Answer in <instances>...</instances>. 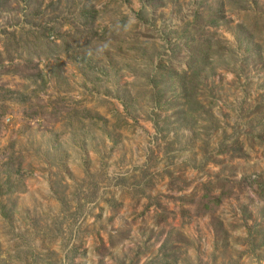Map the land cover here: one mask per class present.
Wrapping results in <instances>:
<instances>
[{"label":"rangeland","instance_id":"374dc122","mask_svg":"<svg viewBox=\"0 0 264 264\" xmlns=\"http://www.w3.org/2000/svg\"><path fill=\"white\" fill-rule=\"evenodd\" d=\"M260 184L264 0H0V264H264Z\"/></svg>","mask_w":264,"mask_h":264},{"label":"trees","instance_id":"16d2710c","mask_svg":"<svg viewBox=\"0 0 264 264\" xmlns=\"http://www.w3.org/2000/svg\"><path fill=\"white\" fill-rule=\"evenodd\" d=\"M204 48H205V50H204V52L202 53V57H203V58H204V56H206V55L208 54V52H209V50H210V46L207 45V46H205ZM263 191H264V186H263L262 184H260V185L258 186L257 193H258L259 197H261V198L264 196Z\"/></svg>","mask_w":264,"mask_h":264}]
</instances>
